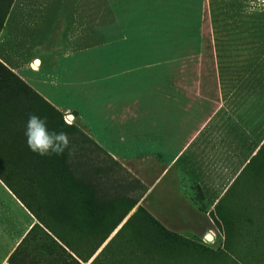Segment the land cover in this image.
Instances as JSON below:
<instances>
[{"label": "rangeland", "instance_id": "rangeland-1", "mask_svg": "<svg viewBox=\"0 0 264 264\" xmlns=\"http://www.w3.org/2000/svg\"><path fill=\"white\" fill-rule=\"evenodd\" d=\"M11 1L0 0V31ZM112 2L125 9L128 42H112L106 63L96 50V81L104 71L114 89L207 90L195 135L221 194L204 205L195 193L191 236L167 230L140 205L144 185L110 154L133 156L136 128L92 125L86 92L64 88L74 64L30 69L40 93L0 67V264H264V0ZM30 115L43 121L33 143L63 133L62 153L29 148Z\"/></svg>", "mask_w": 264, "mask_h": 264}, {"label": "crops", "instance_id": "crops-1", "mask_svg": "<svg viewBox=\"0 0 264 264\" xmlns=\"http://www.w3.org/2000/svg\"><path fill=\"white\" fill-rule=\"evenodd\" d=\"M116 8L112 0H12L0 31V64L37 93L36 78L40 77L30 69L47 72L60 63L74 64L73 74L82 72V76L74 74V80L64 76V88H70L72 95L86 92L81 106L94 113L92 125L136 128L135 138L129 139L134 142L133 156L110 154L144 185L140 205L167 230L191 236L196 231L192 222L201 219L195 193H201L204 205H212L222 191L221 179L217 182L216 174L208 172L201 159L204 145L195 135L207 119V90L190 86L140 89L127 81L114 89L104 85L110 78L104 71L96 81V50L103 53L97 61L106 63L110 55L104 52L112 42H128L125 9L118 12ZM112 24L121 37L114 41ZM35 60L39 66L33 65ZM80 83L87 85L85 89ZM144 128L150 130V138Z\"/></svg>", "mask_w": 264, "mask_h": 264}, {"label": "clouds", "instance_id": "clouds-1", "mask_svg": "<svg viewBox=\"0 0 264 264\" xmlns=\"http://www.w3.org/2000/svg\"><path fill=\"white\" fill-rule=\"evenodd\" d=\"M38 123H43V121L35 116L30 115L28 117V121L25 128V136L28 138L27 143L29 148L37 152L39 155H48L51 153L60 154L63 152L64 147L67 146V137L63 133H51L49 138L45 141L37 140L35 143H33L32 137H31V130L34 126H36ZM57 141H62L63 146H61L60 143H57Z\"/></svg>", "mask_w": 264, "mask_h": 264}, {"label": "bare ground", "instance_id": "bare-ground-1", "mask_svg": "<svg viewBox=\"0 0 264 264\" xmlns=\"http://www.w3.org/2000/svg\"><path fill=\"white\" fill-rule=\"evenodd\" d=\"M39 61L38 60H35V62H34V66H39ZM209 237V236H208Z\"/></svg>", "mask_w": 264, "mask_h": 264}, {"label": "trees", "instance_id": "trees-1", "mask_svg": "<svg viewBox=\"0 0 264 264\" xmlns=\"http://www.w3.org/2000/svg\"><path fill=\"white\" fill-rule=\"evenodd\" d=\"M0 67L4 70L5 69V71H8L3 65H1L0 64Z\"/></svg>", "mask_w": 264, "mask_h": 264}, {"label": "water", "instance_id": "water-1", "mask_svg": "<svg viewBox=\"0 0 264 264\" xmlns=\"http://www.w3.org/2000/svg\"><path fill=\"white\" fill-rule=\"evenodd\" d=\"M207 239H209V237L207 236Z\"/></svg>", "mask_w": 264, "mask_h": 264}]
</instances>
